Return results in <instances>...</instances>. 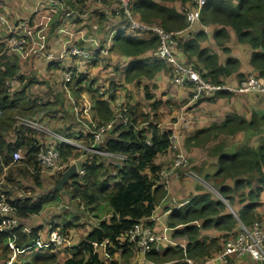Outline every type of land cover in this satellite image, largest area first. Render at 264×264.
Listing matches in <instances>:
<instances>
[{"label":"trees","instance_id":"16d2710c","mask_svg":"<svg viewBox=\"0 0 264 264\" xmlns=\"http://www.w3.org/2000/svg\"><path fill=\"white\" fill-rule=\"evenodd\" d=\"M164 1H180L185 5L190 0ZM71 4L79 8L76 11L72 9L75 14H86L91 8L85 0H71ZM212 5H215L213 0L203 9V11L208 9L207 17L232 27L241 42L250 44L255 49L251 64L260 77L264 78V0H239L237 3L233 0H221L219 6ZM42 6L44 10L41 11L42 14L54 8L51 0H44ZM134 8L143 21L157 25L166 32H177L187 27L185 15L155 1L135 0ZM35 11H37V18L41 20V13L37 9ZM115 12L117 13V10ZM103 14L105 13H100V15ZM62 16H65V10ZM112 17L114 18L113 14ZM117 42L119 51L131 56L157 50L160 44L155 35H150L149 40L138 43L122 37L117 38ZM180 48L189 55L191 60L193 59L191 56H196L198 60L194 62L196 68L210 83L222 84L221 77L229 75L232 69H236L235 63L232 67L220 66L216 57L199 48L197 37L182 43ZM18 63L20 59L10 55L6 44L0 43V111L2 112L0 116V174L6 171L5 167L8 169L11 167L6 181L14 182L20 178L18 174H22L27 179L28 185L29 180L33 178L35 187L30 185L32 190L23 193L21 197L15 195L12 198L9 191H6L9 202L16 208L14 217L17 219V225L13 228V236L9 232H0L1 262L6 261L8 255L12 253L11 242L17 251H22L39 239L43 226L31 225L28 222L33 216L44 212L49 204L56 202L61 196L59 191L43 188L42 169L37 159L36 137L38 136L18 126L15 118L17 115L33 116L38 111L46 109L48 115L49 112L53 117L54 114L63 113L67 119L66 101H63L62 96L60 99L55 95L54 82L51 86L48 85V91L44 97L42 92L46 81L41 82V89L35 96L33 93L31 95V88L23 84L25 79ZM59 67L63 68L61 65ZM165 68L164 63L154 62L153 65H142L128 75L129 79L137 78L140 82L143 77L154 78L157 72ZM79 78L70 86L77 88ZM7 79L13 82L10 88L5 86ZM64 87L66 93H70V88L65 84ZM194 95L195 93L190 101L191 107L199 106L202 99H205L201 96L194 100ZM55 97L57 98L54 101ZM95 102L98 115L97 127L113 121L115 113L109 103L101 98L96 99ZM136 111H138L136 107L130 109L128 123L116 122L112 129L105 131L99 144L100 150L115 156H123L124 159L112 163L107 157L88 150L80 153L71 145H62L59 148L64 162L76 159L80 155L84 156L81 165L84 174L74 176L70 183L66 184L65 189L71 201L79 206L85 203L89 210L87 212L91 213L98 222L78 245L73 247L63 263L58 262L56 254H35L36 250L32 247L31 250L28 249L30 254L27 255L28 257L32 255V258L20 264H118L122 259L130 264L140 257L141 252L138 253L132 248L126 239L135 225L153 216L162 199L166 197L167 191L156 183L160 171L166 166L158 164L157 160L158 157L168 154L171 133L161 131L156 120L146 119L138 122L135 117ZM247 132L260 135L258 146L244 143L230 153L222 142L215 144L213 153L218 156V171L214 175H206L204 179L228 200L233 209L236 198L240 203H244L238 218L243 223L252 225L255 220L262 218L259 215L254 216L253 212L260 204L259 197L264 190V113H254L249 120L236 113L230 114L223 123L213 124L188 136L185 145L187 148L205 147L216 142L218 138L235 137ZM94 139L93 135L90 145ZM41 141H44L43 137ZM18 149L24 152V158L12 164L14 151ZM14 165L16 170L13 171ZM53 179L57 182L60 177L57 179L53 177ZM10 192L13 193L11 190ZM106 208L107 211H105ZM227 211L228 206L222 199H216L210 192L200 190V193L195 195L185 207L173 210L169 218L171 242L176 244L185 240L186 248L167 244L159 250L153 248L147 254V258L164 264H187L186 259L205 260L212 257L222 249L224 240L238 224L234 215ZM100 213L110 214V218L102 217ZM72 228L74 224L67 221L56 229L61 235L67 237L68 231ZM208 229L220 231V236L209 238L204 235V232L209 231ZM53 246H49V249ZM118 254L120 257L115 259Z\"/></svg>","mask_w":264,"mask_h":264},{"label":"crops","instance_id":"0c3cea01","mask_svg":"<svg viewBox=\"0 0 264 264\" xmlns=\"http://www.w3.org/2000/svg\"><path fill=\"white\" fill-rule=\"evenodd\" d=\"M59 1L62 6L54 4L53 10L49 9L48 12L42 14V4L44 3V0H0V12L6 13V15L12 20L27 18L29 22H32L31 24L36 31V34H38V36H43L45 47L55 51L56 53L67 49L73 44L81 45L86 47L88 50H99L106 47V41L109 38L112 39L113 44L110 45L107 57H99L94 62L89 64L88 68L79 78L77 88L68 86L70 88V97L68 102L66 101L65 105L68 113L71 115V119H63L64 114L59 113L54 114V117L48 115L44 123H51L52 125L49 128L53 131H64L68 135L72 134L76 136L79 141H83L82 145L86 144L87 148H89L91 139L97 132L96 117L98 115L95 102L96 99L101 98L103 101H107L115 114L116 110L120 106L127 107L129 112L130 109H135L136 107L138 109L135 113L136 120L138 122H142L146 119H153L156 121L159 120L158 115L163 102L165 105L166 100L171 99L172 94H175L176 98L174 100L177 101L180 98L182 99L180 103H182L183 109H178L174 112V120L169 121V126L166 127L161 124V121H157L158 127L161 131L176 133L181 136L183 151L193 159L191 170L197 174L200 180L207 182L204 177L206 175H214L218 171V156L213 153L215 147L214 145L222 142V144L226 145V149L232 153L239 145L231 144L229 142L230 139L243 136L242 134L247 136L250 132L240 133L235 137H221L218 138L216 142H212L208 146L198 148H187L185 145L186 138L200 129L207 128L213 124L223 123L226 117L233 113H236L248 120L254 115V113H264V93H233L228 90H223L211 93L207 96L203 94L202 97L205 99H202L201 104H199V106L191 107L192 104L190 101H192L194 94L193 85H179L175 83L173 81V67L158 57L157 50H149L140 55L131 56L123 54L118 49L117 38L119 37L128 38L132 42L138 43L140 41H147L149 40L150 35L157 36L156 34L150 30L133 26L130 20L121 17L113 11L108 3L100 4L98 2H93L88 16L78 13L65 17L62 15L66 8L75 9V11L79 10V8L76 5L72 6L71 0ZM152 1L166 7L174 8L177 12L185 15V17L186 14L184 12V8L192 11L195 5L194 0L187 1L185 5H183L180 1ZM213 1L215 5L212 6H219L221 3V0ZM233 1L237 3L239 0ZM131 2V10L134 20L142 25H151L143 21L138 12L135 11V0H131ZM36 9L42 15L41 20L37 18ZM203 12L204 13L201 15L200 20L194 24L191 29H189L180 38L175 37L172 48L177 60L184 64H194L196 66L195 63L198 62L196 56H191V58H193L191 60L189 55L181 50L180 45L197 37L199 48L201 50H206L209 55L216 57L220 66L232 67L233 63L236 64L235 70L232 69V72L229 75L221 77L222 84L216 85L239 87L241 83L251 75L260 77L254 66L251 64L255 49L250 44L241 42L238 34L232 27L221 24L218 21H213L211 18L207 17L206 13L208 12V9ZM100 13L105 14L100 15ZM112 14L114 15V18L112 17ZM185 29L186 28L182 30ZM186 34H188L189 37H186ZM26 49V59H22L20 63H18V67L20 72L24 75L25 82L23 84H27L28 87L31 88V95L33 93L35 96V94L41 89V82L48 80L50 86L54 82L53 90L57 97L60 99H62L61 96L63 97V95H66L67 97V91L64 87V83L62 82V69L59 67L60 63H49L37 57L35 51L37 49L33 44H29ZM154 62L164 63L166 68L157 72L155 77L152 79L143 77L140 82H138L139 80L137 78L129 79V73H133L142 65H153ZM164 76L170 84L172 93L171 95H164L166 99H162L160 97L156 98L153 90H155V88L157 89V85L160 87L159 77ZM102 88H106L105 95L99 94V91ZM149 96L151 98H149ZM57 97H55L54 101ZM256 135L260 137L259 134ZM47 140L55 143L53 138L47 137ZM258 144L259 140L257 146ZM157 161L158 164H161L162 166H168L172 162V156L168 152L167 155L158 157ZM110 162L114 163L113 159L110 160ZM16 163L12 162V164ZM81 167V165H78L79 169H83ZM20 178L25 177L22 175ZM199 183L201 182L198 178L189 176H182L181 178L174 179L170 189L166 190V197L162 199L153 216L149 220H143L148 221L151 227L158 232L160 242L163 246L167 245L168 240H170L169 236L171 230L168 223L171 213L175 209L185 207L195 195L200 193V190L202 189L200 188V185L198 186ZM230 185L233 186L232 182H230ZM13 197H15V195ZM259 200L260 204L255 208L253 213L254 216L259 215L262 217L261 219H263L264 190L262 191ZM243 204L244 203H240L239 199L236 198L235 205L233 206L234 209H232L235 210L237 216ZM47 208L45 210H47ZM227 212L234 215L231 210H228ZM68 219L69 217L66 214H63V216L60 215V219H58L60 224L56 223L55 226H50L49 224L50 229H54V227L60 228L65 222L70 221ZM200 224L201 223H199V225ZM208 230L219 232L216 233L218 235H208L209 238H216L220 236V231L215 229ZM43 233V231L39 233L43 244L38 245L35 242L32 246L22 251L13 249L12 253L8 255L6 261H0V263H23L19 261L18 257L20 255H29L32 247L36 250L35 254L39 253L41 255H43V253L46 255L57 254L60 252L59 249H66L68 257L73 247L78 245L76 244L72 246L70 242L71 235L69 238L67 236V241L62 246H53L52 244L49 245V232ZM49 246L53 247L49 249ZM223 246L224 245H222V248ZM215 254L210 257V259L214 258ZM60 255L61 254L59 253L58 257H60ZM30 257L32 258V255ZM119 257L120 255L118 254L115 256V259ZM253 262L264 264L253 259L249 254L241 258L229 256L227 257L226 264H247ZM118 264L120 263L118 262ZM211 264L224 263L214 260Z\"/></svg>","mask_w":264,"mask_h":264},{"label":"built area","instance_id":"2783aa9c","mask_svg":"<svg viewBox=\"0 0 264 264\" xmlns=\"http://www.w3.org/2000/svg\"><path fill=\"white\" fill-rule=\"evenodd\" d=\"M93 2L100 4H110L113 11L117 10V14L130 20L131 24L135 27L150 30L156 34L160 39V45L157 48L158 57L161 60L166 61L173 67V81L179 85L192 84L194 89V100L203 96L216 93L220 91H231L233 93H264V79L255 75L249 76L245 79L239 87H229L226 85H216L206 81L201 73L198 71L194 64H184L177 60L174 54L172 44L175 41V37L180 38L189 29L196 24L202 15L204 7L210 0H194V7L192 11L184 8V12L187 17L188 25L185 30L177 32H166L162 28L155 25H142L137 23L132 15V2L131 0H85L87 5H92ZM51 3L62 6L59 0H51ZM88 11L85 15L89 14ZM75 15V12L70 9H65V17ZM189 37L188 34L185 35ZM42 35L36 34V31L30 25L28 19L12 20L6 15V13L0 12V43L6 44V49L10 55L16 56L20 59H26L25 53L29 44H33L37 50L36 56L47 61L49 63H60L62 69V81L66 86L70 87V84L81 77L82 73L88 68L89 64L94 62L98 57H104L108 55L110 45L113 44L111 38L106 41V47L99 50H88L78 44L64 49L58 53L45 47ZM6 88L13 86V82L9 79L5 81ZM42 92V97L44 93ZM106 88H102L99 91L100 95H105ZM2 112L0 111V116ZM48 110L42 109L33 116H16V124L24 127L30 132L37 135L36 145L38 147L37 159L42 171H47L52 178L56 179L61 177L63 172L73 163L82 165L84 156L81 155L76 159H71L69 162H64L61 158L60 147L62 145H71L79 151L88 150L90 152L102 155L108 158V161H117L124 159L123 156H115L113 154L100 150L99 144H101L103 133L114 127L116 122L128 123L130 120V112L127 107L120 106L116 110L115 118L113 121L108 122L106 125L97 127L95 139L91 143L90 147H84L79 140L74 141L64 135L54 133L49 127L46 126L44 121L47 119ZM143 128V126H142ZM56 132V131H53ZM33 135V136H34ZM41 137L44 141H41ZM47 137L53 138L55 143L48 141ZM169 153L172 156V162L170 165L164 167L156 181L157 185L163 186L165 190L170 189L172 181L176 178H180L183 175L189 177H196V173L191 170L190 157L183 151L181 145V136L176 133L171 135V145ZM13 162H20L24 158V152L20 149L14 151ZM111 157V158H109ZM82 168V167H81ZM8 167H5L7 171ZM84 170L78 168V175H83ZM203 181V180H202ZM5 183H2V186ZM221 199L225 202L226 199L217 190ZM20 197L22 195H19ZM233 211L235 218L238 220L237 227L231 232L227 239L224 240L223 248L215 254L214 258H208L205 260H193L186 259L187 264H211L214 260H218L224 264L227 263V257L235 256L241 258L246 255H251L253 259L264 263V219L256 220L252 225L243 223L232 207H229ZM16 208L9 202V197L6 194V190L0 186V232H9L11 236L14 235L13 228L17 225V219L14 217ZM30 232L29 230H27ZM41 235L36 243L43 244L41 241ZM67 241L65 235H61L54 227L50 229L48 233V244L55 246H62ZM136 249L137 252H141L140 257L134 260L131 264H164L152 261L147 258V254L153 250V248L159 250L163 247L160 242L158 232L151 227L148 221H142L141 224L135 225V227L128 233L126 242ZM168 244H174L171 240H168ZM11 248L16 249L13 243H10ZM174 246H181L184 249L187 246L185 240L180 243L174 244ZM1 264V263H0Z\"/></svg>","mask_w":264,"mask_h":264},{"label":"rangeland","instance_id":"374dc122","mask_svg":"<svg viewBox=\"0 0 264 264\" xmlns=\"http://www.w3.org/2000/svg\"><path fill=\"white\" fill-rule=\"evenodd\" d=\"M159 84H160V87H158V85H157V89L155 88V90H153L155 92V96H156V98L160 97L162 99H166L164 97V95H166V94L171 95L172 92H171L170 84L165 79V76L159 77ZM48 85H49V81L46 80V85H45V88L43 89L44 91H48ZM45 94L46 93H44V95ZM69 97H70V93H67V97H66V95H63V101L68 102ZM175 98H176V95L172 94L171 99H167L165 105L163 102L162 108H161L159 115H158L159 120H157V121L158 122L161 121V124L166 126V127L169 126V121L174 120V117H175L174 112H176L178 109H180V110L183 109V105H182V103H180L182 101V99L180 98L179 100L176 101V100H174ZM50 114H51V112H49V116H51ZM63 119H65V116L63 117ZM70 119H71V115L68 113L66 120H70ZM51 125H52L51 123L46 124L47 127H50ZM54 133L64 135L68 138L73 139L74 141L78 140L76 136H74L72 134L68 135L64 131H56V132L52 131V134H54ZM242 135L243 136H239V137L230 139L229 142L233 145H239V146L244 144V143H248V144H251L253 146H257V143L259 140L258 135H252L250 133H248L247 136L245 134H242ZM80 142L83 143V141H80ZM83 146L87 147L86 144H83ZM83 151H80V153H82ZM109 158H111V157H109ZM114 162H117V161H114ZM192 163H193V159L190 157V166ZM15 166L16 165L12 166L13 171L16 170ZM9 169L7 171H3L0 174V186L3 187L4 190L9 191L11 197H13L14 195L18 196V195H23V193L30 192L29 190H32L30 188V185L32 187H35V183H34L33 178H31V180H29V185H28V183H26L27 179H25V178H18L14 182L6 181V176H7L8 172H10ZM41 175L43 177V184H44L43 188L44 189H47V188L50 189L57 183L54 181L52 176L47 171H43V172L41 171ZM21 176H22V174H18V177H21ZM198 180L202 183V184L201 183L198 184V186L200 185V188L202 190L210 192L213 195V197L216 199H221V196L217 192V189L215 187H213V185H211L208 181L205 182L204 180L202 181L199 178H198ZM3 182L5 184L2 186ZM10 190L13 191V193L10 192ZM67 196H68V198L60 196V199L58 198L56 202L49 204L47 206L48 207L47 210H45L40 215L33 216L28 223L31 225H36V226L39 224L44 226L43 232L47 233L50 230V226H55L56 223L60 224L58 222L59 221L58 219H60V215L63 216V214H66L69 217L68 220H70L71 223L74 224V228H72L70 231H68V238L71 235L70 242L73 246V245L78 244L89 233V231L93 228V225H95V223H97L98 220H96L92 216L91 213L87 212L89 210H87V207L85 204H82L79 206V205H77V203L71 201L70 195L68 193H67ZM225 203L228 206V210H230L229 207H232V206L229 204L227 199H226ZM105 211H107V208ZM100 214L103 215L102 217H106L107 219L110 218V214H106V213H100ZM49 224H50V226H49ZM216 233H219V232L206 231V232H204V235L213 236ZM216 235H218V234H216ZM59 251L60 252H58L56 254L57 256H59V253L61 254L60 257H58V260H59V262H64V260L66 259L65 257H67V250L66 249H59ZM18 259L20 262H25V261L31 259V257L25 256V255H20L18 257ZM119 263L120 264H129V263L124 262L123 259L119 260ZM244 264H246V263H244ZM247 264H260V263L253 262V263H247Z\"/></svg>","mask_w":264,"mask_h":264},{"label":"water","instance_id":"95a60500","mask_svg":"<svg viewBox=\"0 0 264 264\" xmlns=\"http://www.w3.org/2000/svg\"><path fill=\"white\" fill-rule=\"evenodd\" d=\"M78 174V165L73 163L62 174L57 183L50 190L59 191L62 197L68 198L65 189L66 184L70 183L71 179Z\"/></svg>","mask_w":264,"mask_h":264},{"label":"bare ground","instance_id":"6f19581e","mask_svg":"<svg viewBox=\"0 0 264 264\" xmlns=\"http://www.w3.org/2000/svg\"><path fill=\"white\" fill-rule=\"evenodd\" d=\"M207 5H208V3H207ZM207 5H206V6H207ZM206 6H205V7H206ZM171 135H172V133H171Z\"/></svg>","mask_w":264,"mask_h":264}]
</instances>
